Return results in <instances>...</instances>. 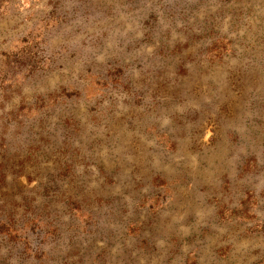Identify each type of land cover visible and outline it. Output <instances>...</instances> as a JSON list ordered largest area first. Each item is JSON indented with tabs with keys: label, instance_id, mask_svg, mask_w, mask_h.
Listing matches in <instances>:
<instances>
[{
	"label": "rangeland",
	"instance_id": "1",
	"mask_svg": "<svg viewBox=\"0 0 264 264\" xmlns=\"http://www.w3.org/2000/svg\"><path fill=\"white\" fill-rule=\"evenodd\" d=\"M264 0H0V264H264Z\"/></svg>",
	"mask_w": 264,
	"mask_h": 264
},
{
	"label": "trees",
	"instance_id": "2",
	"mask_svg": "<svg viewBox=\"0 0 264 264\" xmlns=\"http://www.w3.org/2000/svg\"><path fill=\"white\" fill-rule=\"evenodd\" d=\"M226 1H231V0H226ZM262 231H264V225H263V227H262V229H261Z\"/></svg>",
	"mask_w": 264,
	"mask_h": 264
}]
</instances>
